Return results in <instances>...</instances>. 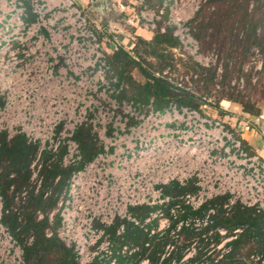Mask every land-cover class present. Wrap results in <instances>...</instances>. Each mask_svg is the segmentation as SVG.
Masks as SVG:
<instances>
[{"label": "built area", "instance_id": "1", "mask_svg": "<svg viewBox=\"0 0 264 264\" xmlns=\"http://www.w3.org/2000/svg\"><path fill=\"white\" fill-rule=\"evenodd\" d=\"M208 1L161 0L152 7L145 0H114L110 7L129 9L136 25L147 32L171 29L182 54L201 68H215L220 79L217 53L202 51L190 27ZM235 84L242 87V81ZM126 87L111 70L102 43L74 0H0V135L10 139L21 134L35 146L27 186L16 201L25 204L30 193L41 192L42 170L49 163L45 154L55 159L62 150L60 166L80 164L74 134L85 126L99 151L71 172L48 214L49 221L58 214L55 235L73 250L76 263L117 264L118 255L132 257L139 248L116 245L107 230L119 221V237L125 222L149 237L168 233L178 242L183 229L193 231L197 237L185 248L181 262L198 254V239H203L209 245L199 264H218L230 251L227 243L241 230L228 235L225 228H214L213 208L197 212L209 200L225 197L226 213L236 205L264 213V158L248 152L239 132L225 120L174 102L155 107L152 98L128 99L122 96ZM171 184H191L194 190L173 198L164 192ZM50 194L46 188L44 197ZM135 207L150 211L139 220L130 212ZM187 210L191 214L185 215ZM4 212L0 194V264H25L22 246L3 224ZM42 217L38 211L37 218ZM174 251L175 244H166L160 261ZM247 262L264 264V253L249 255ZM136 264L150 261L145 257Z\"/></svg>", "mask_w": 264, "mask_h": 264}, {"label": "trees", "instance_id": "2", "mask_svg": "<svg viewBox=\"0 0 264 264\" xmlns=\"http://www.w3.org/2000/svg\"><path fill=\"white\" fill-rule=\"evenodd\" d=\"M145 1L154 7L161 0ZM250 1L209 0L190 21L193 36L199 42L202 51L208 52L205 48L211 47L213 43H217L225 49L226 53H223L226 57L225 60H222L217 54L222 66L219 81L216 79L215 68H201L188 57L187 62L182 61L181 58L179 61L197 75V85L202 83L198 89L200 94L176 87L166 75H163L165 68L171 66L174 60L172 50L179 49V43L172 36L171 29L167 28L164 33L153 32L150 40L138 37L139 43L148 49L145 51L146 54L157 60V67L160 71H157L158 73L151 69H144L142 63L136 61L123 46H114V51L111 54L106 52V60L111 70L127 86L122 96L140 102H147L152 98L155 107H162L168 102H174L202 112L199 106L206 102L211 88L217 84L221 86V91L218 103L215 104L216 108H219V101L236 103L244 113L251 117L259 116L263 108L260 102L264 101V30H262L264 28V0H253L252 3ZM215 2L220 3V6H227L224 9L222 6L217 9V12H212ZM249 5L252 7L250 8ZM204 9L211 10V12L203 15L195 26L194 22ZM208 29L212 32L207 33ZM97 38L100 41L98 35ZM252 47L259 49L263 59L259 69H255L254 65H249L247 61ZM132 51H135L136 55L139 54L135 45ZM132 64L137 65L143 71L146 81L141 87L134 86L136 94L128 96L129 86L124 75ZM149 66L151 67L152 63H149ZM239 76L243 79L241 88L237 84L232 85L231 82L233 78L237 77L238 79ZM226 113L227 111H220L222 117ZM74 138L82 155L80 164L73 167L60 166L59 158L62 150L55 159H51V156L45 154L44 160L49 163L42 170V190L38 194L30 193L26 203L20 204L15 197L23 187L27 186L28 165L35 152V146L28 144L21 134H15L10 139H7L4 133L0 135V194L3 197L5 210L2 221L22 246L25 264H77L73 250L66 247L55 235L54 231L59 224L58 214H54L52 221L48 220V214L56 207V202L67 186L71 172L91 160L99 151L95 136L88 127H79L75 131ZM46 188L51 190V194L44 197ZM193 190L194 187L191 184L186 186L171 184L164 188L165 194L173 198ZM225 199V197L211 199L197 213L202 214L209 208H213L215 210V214L212 216L214 228H225L228 235H233V231L236 229L241 230L233 240L227 243L230 251L219 260L218 264H248L247 259L251 253H264V213H257L254 209L242 208L239 205L234 206L230 212L226 213L222 208ZM174 203L175 201L171 202V204ZM38 211L43 214L41 219L37 218ZM149 211L148 207H135L130 210L131 214L139 220H143ZM187 214H191V212L187 210L185 215ZM119 223V221H115L107 229L112 240L117 245L128 243L137 246L139 250L129 258L118 255L117 264H136L145 257L149 259L150 264H171L172 261L175 264H199L202 261L203 249L209 245L208 241L198 239L200 244L198 254L194 258L181 262L185 248L197 237L193 231L183 229L180 233L182 239L178 242L172 241L168 233L161 238L149 237L133 223L125 222V231L122 237H119L116 236V228ZM47 231H52L50 237L46 236ZM29 237H32L30 244L26 242ZM214 241L219 242L218 234L214 236ZM169 242L175 244V251L171 256L160 261L159 254ZM145 243H149V246L145 247ZM246 247L248 249L244 255L242 250ZM208 259L212 261L211 258L208 257Z\"/></svg>", "mask_w": 264, "mask_h": 264}, {"label": "rangeland", "instance_id": "3", "mask_svg": "<svg viewBox=\"0 0 264 264\" xmlns=\"http://www.w3.org/2000/svg\"><path fill=\"white\" fill-rule=\"evenodd\" d=\"M253 0L250 1L252 3ZM226 3V2H224ZM103 4V3H95L92 5H89L87 8L84 9V13L88 19V22L90 23V26L95 30L96 34L98 35L102 47L104 50L111 54L114 51V46H123L125 50L129 52L130 55L134 57L136 61H140L142 63V67L144 69H151L154 71H159L157 67V60L146 54L145 51L148 49L143 44H140L138 41V37H141L145 40H150V38H147L145 35H139L136 34L137 28L132 26L131 23H129L128 19H130L133 16V14H128L126 11H119L115 10L110 7V3ZM215 8L212 12H217V9L222 7L220 6V3L215 2L213 5ZM227 5H224L222 8L224 9ZM251 8L252 6L249 5ZM211 12V10L204 9V11L199 15L198 19L194 22V25L202 19L203 15L206 13ZM260 30V29H259ZM264 30V28H262ZM197 32V29H196ZM210 29L207 30V33H211ZM134 45L136 49L138 50V55H136L135 51H132L134 48ZM208 52H215L217 53L222 60H225V49L217 43H213L211 47L205 48ZM237 51H240L237 49ZM172 53L174 55V60L171 64V66L165 68L163 71V75H166L172 83L178 88H184L186 90H189L190 92H194L197 94H200L201 92L198 90L202 83H199L197 85V75L194 73L192 69H189L186 65H184L182 62L179 61V58L182 59V61L187 62V57L182 54V52L176 48L172 50ZM224 53V54H223ZM248 62L249 65H254L255 69H258L260 64L262 63L263 59L260 56L259 49L257 47H252L250 53L248 54ZM149 63H152V66H149ZM247 63V62H246ZM154 65V66H153ZM157 72V73H158ZM127 85L129 86V90L127 91V95L131 96L136 94L135 87H141L145 81L146 77L143 74V71L140 70V68L132 64V66L127 68V72L124 75ZM219 81V79H217ZM242 77L239 76V78H233L231 82H235L240 84L242 81ZM135 86V87H134ZM221 91V86L217 85L211 88V92L207 95L208 99L205 103H202L199 108L202 110V114L212 118H223L220 115V111H227L229 115H235L233 110H230V107L227 106V104L222 103V101H219V108L215 107V104L218 103V97L220 96L219 92ZM256 97V96H255ZM257 98V97H256ZM260 105L262 108V111L264 110V101L260 102ZM116 241V240H115ZM117 245V243H116ZM248 247L244 248L242 250V253L245 255L247 252ZM258 253V252H253ZM251 253V254H253ZM250 254V255H251ZM249 258V256H248ZM248 260V259H247Z\"/></svg>", "mask_w": 264, "mask_h": 264}, {"label": "crops", "instance_id": "4", "mask_svg": "<svg viewBox=\"0 0 264 264\" xmlns=\"http://www.w3.org/2000/svg\"><path fill=\"white\" fill-rule=\"evenodd\" d=\"M75 3L82 7L83 9L87 8L89 5H92L90 0H74ZM114 0H103L95 1V3H103L108 5L107 3H111ZM115 10L120 9L116 8ZM128 14H131L129 9H124ZM122 12V11H121ZM129 23L132 24L136 30V34L145 35L147 38L152 36V33L147 32L141 28H139L134 20L131 18L128 19ZM227 106L230 107V110L235 113V115H229L227 112L225 116H223V120H225L232 128L236 129L239 132V135L242 139L243 145L248 150V152L252 154H258L262 158H264V110L261 112L259 116L251 117L250 115L244 113L241 110V107L236 103H227ZM231 114V113H230Z\"/></svg>", "mask_w": 264, "mask_h": 264}, {"label": "water", "instance_id": "5", "mask_svg": "<svg viewBox=\"0 0 264 264\" xmlns=\"http://www.w3.org/2000/svg\"><path fill=\"white\" fill-rule=\"evenodd\" d=\"M99 1H103V0H99Z\"/></svg>", "mask_w": 264, "mask_h": 264}]
</instances>
